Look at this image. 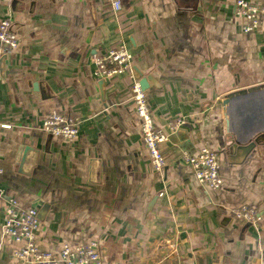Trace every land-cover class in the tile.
<instances>
[{
	"label": "crops",
	"instance_id": "1",
	"mask_svg": "<svg viewBox=\"0 0 264 264\" xmlns=\"http://www.w3.org/2000/svg\"><path fill=\"white\" fill-rule=\"evenodd\" d=\"M0 0L17 47L0 73V264H19L2 234L9 197L38 210L42 248L95 241L123 264H264V25L244 32L234 0ZM262 3L264 0H249ZM123 42L154 124L168 134L156 171L143 144L132 72L99 83L93 57ZM58 110L79 118L69 140L42 128ZM178 121L176 128L168 125ZM3 125H8L3 127ZM256 138L234 162L227 145ZM38 150L18 172L23 147ZM218 155L223 184L201 186L184 153ZM252 206L257 225L235 216Z\"/></svg>",
	"mask_w": 264,
	"mask_h": 264
},
{
	"label": "built area",
	"instance_id": "2",
	"mask_svg": "<svg viewBox=\"0 0 264 264\" xmlns=\"http://www.w3.org/2000/svg\"><path fill=\"white\" fill-rule=\"evenodd\" d=\"M111 6L120 10V2L113 0ZM235 14L241 19L244 32L255 30L264 25V1L260 4L249 0H234ZM17 47V37L11 29L9 18L0 19V59L2 55L11 53ZM130 53L123 42L109 48L103 54L93 57L94 74L98 79L112 78L130 72ZM134 110L140 119L141 138L146 147L152 165L158 172L163 171L165 159L160 144L168 139V134L158 128L151 117L145 92L137 80L130 85ZM80 120L76 116L58 110L50 111L43 119L42 128L49 135L63 140L76 136ZM179 124L168 125L174 130ZM8 125H3L6 127ZM183 161L188 163L196 180L201 186L218 189L223 184V176L219 170L218 155L214 150L203 147L197 153H184ZM2 168L0 167V178ZM4 190L0 186V196ZM38 209L34 206H21L12 197L6 200L4 218L1 226L2 234L18 244L13 250V258L19 264H123L122 262L104 261L95 241H75L62 239L59 245L42 248L37 243V234L42 229V221L38 217ZM235 216L245 222L257 225L260 215L252 206L244 205L234 210Z\"/></svg>",
	"mask_w": 264,
	"mask_h": 264
},
{
	"label": "water",
	"instance_id": "3",
	"mask_svg": "<svg viewBox=\"0 0 264 264\" xmlns=\"http://www.w3.org/2000/svg\"><path fill=\"white\" fill-rule=\"evenodd\" d=\"M5 55H2L0 59V73L2 69V61L4 59ZM131 72L133 77L139 82V85L143 90H145L148 86V81H153L152 76L150 75H145L143 76L142 73H139L135 67H131ZM102 85V79L99 82ZM261 88H264V83L252 85L249 87H244L241 89H237L234 91H230L229 93H226L221 97L222 103L226 108V105L230 101V99L234 96H238L241 94H246L251 91H256ZM256 143V138L253 139L252 141L246 142V143H235L231 145H227V152H232L233 154H230V157H233L235 160L234 162H240L244 157L247 156V154L253 149ZM38 155V150L29 146L25 145L23 147L22 153H21V158L18 166V172L22 174H29L31 171V168L33 167L36 158ZM48 205L44 204L41 209L38 210L37 214L40 220L44 219V214L47 211Z\"/></svg>",
	"mask_w": 264,
	"mask_h": 264
}]
</instances>
